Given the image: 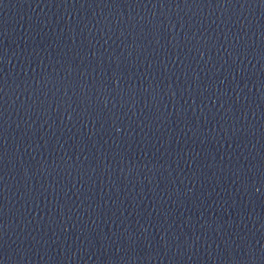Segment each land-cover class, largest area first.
<instances>
[{
  "label": "water",
  "instance_id": "water-1",
  "mask_svg": "<svg viewBox=\"0 0 264 264\" xmlns=\"http://www.w3.org/2000/svg\"><path fill=\"white\" fill-rule=\"evenodd\" d=\"M0 264H264V0H0Z\"/></svg>",
  "mask_w": 264,
  "mask_h": 264
}]
</instances>
